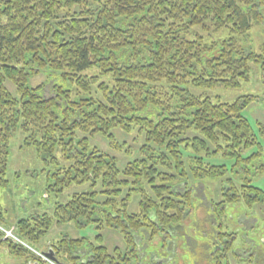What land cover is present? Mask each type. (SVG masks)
<instances>
[{"label":"trees","instance_id":"obj_1","mask_svg":"<svg viewBox=\"0 0 264 264\" xmlns=\"http://www.w3.org/2000/svg\"><path fill=\"white\" fill-rule=\"evenodd\" d=\"M263 2L0 0V187L8 184L10 142L17 129L24 145L35 146L54 163L59 189L88 184V190L57 204L52 215L18 219L17 237L38 243L54 222L112 227L123 248L110 251L100 235L97 245L87 237H64L50 248L70 264H138L137 237L146 233L165 246L170 230L194 207L197 183L216 180L220 198L210 202V210L217 231L210 235L214 241L208 240L217 243L211 251L218 264L232 253L235 232H225L222 223L227 207L264 204V190L250 179L232 181L225 177V164L205 159L222 155L240 166L260 155L242 156L259 145L244 115L252 97L215 101L185 85L233 89L248 78L250 62L259 61L264 49L263 55L247 51L238 37L264 21ZM194 28L225 29L227 36L208 43ZM38 74L44 82L31 86ZM115 129L144 135L138 155L124 166L90 141L99 136L111 149L126 151ZM189 150L200 156L190 154L187 162L183 151ZM259 166L264 172V164ZM136 196L137 210H131ZM7 241L10 253L24 251L26 258L37 259Z\"/></svg>","mask_w":264,"mask_h":264},{"label":"rangeland","instance_id":"obj_2","mask_svg":"<svg viewBox=\"0 0 264 264\" xmlns=\"http://www.w3.org/2000/svg\"><path fill=\"white\" fill-rule=\"evenodd\" d=\"M264 13V2L262 5ZM193 31L200 32L206 38L208 43L212 39L224 38L227 36V30L218 31L199 30L194 28ZM247 51L263 55L264 49V21L254 26L247 34L238 37ZM250 71L248 78L240 81L238 88L227 89L221 86L205 89L197 88L188 83L185 85L187 90L195 95H206L212 100L221 102H231L240 96H251L244 109V115L247 117L254 133L257 136L259 145L251 146L242 152L243 157H250L251 154L260 151V155L253 161L243 162L240 166H233L235 159L229 157H207L208 163L225 164L227 172L225 177L232 181L241 183L244 179H250L251 183L264 190V172H259V165L264 164V56L257 62H250ZM45 76L38 74L30 79L31 86H36L44 82ZM9 89H13L10 83H6ZM46 95L49 94L47 91ZM145 114V111L142 112ZM14 132L10 142V152L6 170V179L8 184L0 187V226L12 225L18 219H30L42 216L44 213L52 215L54 208L59 203H64L73 192L88 190V184H73L70 187L59 189L55 185V178L52 174L56 167L54 163L47 162L48 158L38 151L35 146H26L23 144V135ZM118 141H124L126 151L121 149H111L107 142L99 136L91 138V143L118 158L120 166L138 155V149L144 142V135L138 132L125 133L120 129L113 131ZM138 133V134H137ZM16 134V135H15ZM79 136L82 134L78 133ZM193 135L199 136L195 132ZM203 152V151H202ZM201 152V154H203ZM200 156L192 151H183V156L187 162L191 156ZM205 156V155H204ZM60 162L63 160L58 156ZM192 160V158H191ZM167 170V169H166ZM187 180L192 181L189 168L185 164ZM168 171V170H167ZM174 173V171H172ZM195 183V182H194ZM99 190V187H97ZM220 182L208 181L198 182L195 187L194 207L180 225L170 230V236L165 246L157 244V241H150L146 233L137 237L139 244L138 264H218L216 259L212 258L216 244H210L209 238L211 233H216L217 218L210 210V202L218 201L220 198ZM103 197H98L102 199ZM138 197H134L130 205L131 210H137ZM54 221L56 219L54 218ZM53 221V222H54ZM224 231L235 232V239L230 251L225 257H220V264H264V204L249 207L243 202L233 204L227 207L225 217L222 219ZM4 223H6L4 225ZM209 234V237L207 235ZM102 237L104 244L110 251L115 247H124L123 239L118 230L112 227L87 225L77 227L74 222L51 225L48 232L38 242L29 240H20L29 248V251L43 253L56 245L64 237L78 239L87 237L92 244H99L96 236ZM13 238L12 236H9ZM211 240V238H210ZM16 241V240H14ZM211 241H214L213 239ZM0 248V264H32L24 256H17L9 252L7 245ZM212 247V248H211ZM31 251V252H32ZM83 249L81 250V252ZM32 252V253H33ZM59 255V254H57ZM82 258L86 256L83 252ZM63 264L66 263L64 258L57 256ZM154 259L152 262L150 260ZM57 259V261H59ZM44 261V257H42ZM59 261V262H60ZM135 261V259H133ZM41 262V261H40ZM41 264H51L44 261Z\"/></svg>","mask_w":264,"mask_h":264},{"label":"flooded vegetation","instance_id":"obj_3","mask_svg":"<svg viewBox=\"0 0 264 264\" xmlns=\"http://www.w3.org/2000/svg\"><path fill=\"white\" fill-rule=\"evenodd\" d=\"M9 241H7V240H3V241H1L0 242V246H1V244L2 245H7V246H9ZM13 244H15V243H13ZM19 247V246H18ZM1 248V247H0ZM20 248V247H19ZM6 249H8V247H6ZM21 251V250H20ZM45 252H48V253H50V254H54V251H53V249H51V248H49V249H47ZM19 253H21V254H19L20 256H24L26 253L24 252V251H21V252H19ZM19 256V257H20ZM55 256H56V254H55ZM56 258H57V256H56ZM58 259V258H57ZM31 261V263L32 264H39L40 262L38 261V259H35L34 257H31V258H29V261L28 262H30Z\"/></svg>","mask_w":264,"mask_h":264},{"label":"built area","instance_id":"obj_4","mask_svg":"<svg viewBox=\"0 0 264 264\" xmlns=\"http://www.w3.org/2000/svg\"><path fill=\"white\" fill-rule=\"evenodd\" d=\"M2 230L4 232L5 237L12 236L14 239H16L13 232H12V229H2Z\"/></svg>","mask_w":264,"mask_h":264},{"label":"water","instance_id":"obj_5","mask_svg":"<svg viewBox=\"0 0 264 264\" xmlns=\"http://www.w3.org/2000/svg\"><path fill=\"white\" fill-rule=\"evenodd\" d=\"M44 256H46L48 259L52 260V261H57L56 257L48 252H43Z\"/></svg>","mask_w":264,"mask_h":264},{"label":"crops","instance_id":"obj_6","mask_svg":"<svg viewBox=\"0 0 264 264\" xmlns=\"http://www.w3.org/2000/svg\"><path fill=\"white\" fill-rule=\"evenodd\" d=\"M0 247H4V246H2V244H1V246ZM233 252H234V250H233Z\"/></svg>","mask_w":264,"mask_h":264}]
</instances>
